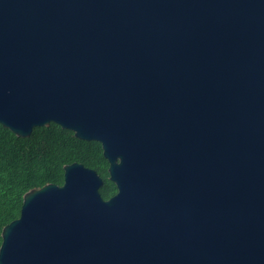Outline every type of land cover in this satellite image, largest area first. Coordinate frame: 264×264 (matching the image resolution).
Here are the masks:
<instances>
[{"label":"water","instance_id":"95a60500","mask_svg":"<svg viewBox=\"0 0 264 264\" xmlns=\"http://www.w3.org/2000/svg\"><path fill=\"white\" fill-rule=\"evenodd\" d=\"M97 142L22 197L0 264H264V0H0V125Z\"/></svg>","mask_w":264,"mask_h":264},{"label":"trees","instance_id":"16d2710c","mask_svg":"<svg viewBox=\"0 0 264 264\" xmlns=\"http://www.w3.org/2000/svg\"><path fill=\"white\" fill-rule=\"evenodd\" d=\"M72 163L94 170L103 179L102 198L113 194L99 143L78 140L53 123L33 129L28 138L16 137L0 125V234L19 217L27 191L46 184L62 185L63 167Z\"/></svg>","mask_w":264,"mask_h":264},{"label":"flooded vegetation","instance_id":"af4514ba","mask_svg":"<svg viewBox=\"0 0 264 264\" xmlns=\"http://www.w3.org/2000/svg\"><path fill=\"white\" fill-rule=\"evenodd\" d=\"M103 156V155H102ZM104 158V157H103ZM105 160V159H104ZM106 161V160H105ZM106 164H107V168H106V172H107V170H108V162L106 161ZM107 180L109 181V177H108V172H107ZM103 180V179H102ZM110 182V181H109ZM110 184H112L113 185V187H114V192H113V194L109 197V198H111V197H113V196H115L117 193H118V188L113 184V183H111L110 182ZM103 185H104V181H103ZM109 198H107V199H109Z\"/></svg>","mask_w":264,"mask_h":264}]
</instances>
